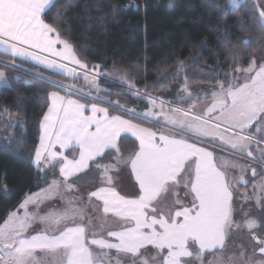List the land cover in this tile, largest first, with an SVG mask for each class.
<instances>
[{
	"label": "snow or ice",
	"instance_id": "1",
	"mask_svg": "<svg viewBox=\"0 0 264 264\" xmlns=\"http://www.w3.org/2000/svg\"><path fill=\"white\" fill-rule=\"evenodd\" d=\"M243 2L226 0L225 5H220L214 0H169L166 7L170 11L180 10L176 23H198L205 16L211 18L221 13L227 5L239 7ZM53 4L54 0H0V53L14 58L11 63L0 61V65L17 70L15 58H30L66 79L78 80L83 75L86 84L99 93L102 89L97 76L102 75L98 71L102 65L92 64L89 69L87 59H81L76 46L62 38L68 31L67 13L79 5L76 0H66L52 21L47 22L45 17ZM254 8L258 14H253L252 25L260 29L257 44L264 47V2L256 0ZM83 10L88 13L90 23L103 24L109 17L116 18L119 5L94 0L92 4L86 3ZM92 11L100 14L93 16ZM197 12L198 16L192 15ZM244 23L238 20L239 25ZM229 27L224 20L215 27L222 33L219 39L230 46L232 61L224 80L218 81L217 90L212 91L211 100L200 101L197 97L187 109L169 107L170 115L164 114L163 109L172 101L161 100L157 105L159 97L147 92L155 84L138 89L126 71L120 76L121 82L127 83L133 96L148 100V110L138 112L118 100L96 95L93 97L96 102L90 105L91 115H85L88 106L71 99L77 91L75 84L36 73L37 78L58 90L48 93L51 102L40 120L34 162L41 172L59 164L62 181L53 180L39 193L26 194L17 206L23 209V215L19 211L10 212L0 223V264H123L128 258L132 264H204L206 252L221 253L208 264H223L222 253L233 234L244 230L254 241L241 248L245 264H264V236L257 232L264 228V182L259 194L255 184L252 194L238 193L241 185L247 187L249 169L253 177L259 175L255 165L264 172V147H259L264 144V57L257 59L255 49L238 54L237 45L228 39ZM237 40L250 44V31ZM201 44L206 45V41ZM248 55L253 56L248 66H239L241 57ZM184 63L177 61V67H183ZM113 71L120 70L114 65ZM218 75L215 72L209 79ZM0 86L11 87L2 68ZM182 92L178 102L193 98L187 78ZM22 99L18 93L17 103ZM101 103L121 114L110 115L109 108L101 107ZM158 107L160 113L155 111ZM160 114H164L174 131L157 132L135 122L149 123ZM9 115L13 125L23 126L19 112ZM129 134L138 141V147L125 155L119 142ZM197 141L210 144L211 150ZM56 145L60 151L54 150ZM69 148H78V157L66 156L64 150ZM217 149L229 155H218ZM108 150H115L116 154L106 163H96ZM236 157L251 163H241ZM126 171L128 178L134 180L130 196L121 195L116 187L124 182ZM235 172L239 175H233ZM97 173L99 180L95 181ZM81 178H85L84 183L93 180L89 186L95 188L87 192L86 206L94 212L102 206L103 219L98 231L92 230L93 218L77 207L83 201L82 196L66 200L63 210L53 208L40 214L41 205L60 192L61 183L66 193L80 192L70 181ZM238 200L239 209L235 207ZM252 200L260 210L259 216L244 207ZM30 205L35 211H29ZM238 214L241 221L236 219ZM109 215L117 218L118 230L107 226ZM37 223L44 227L37 231ZM149 246L156 250L151 256L145 255ZM249 247L253 249L251 255L247 252ZM113 250L115 256L111 255Z\"/></svg>",
	"mask_w": 264,
	"mask_h": 264
},
{
	"label": "trees",
	"instance_id": "2",
	"mask_svg": "<svg viewBox=\"0 0 264 264\" xmlns=\"http://www.w3.org/2000/svg\"><path fill=\"white\" fill-rule=\"evenodd\" d=\"M94 0H76L78 7L67 13L69 19L65 27L68 29L62 36L73 43L80 52L81 59H87L89 67L92 64H101V71L107 73L100 79L103 84L102 96L109 97L113 101H120L127 107H135L136 110L147 108L142 98H137L126 90L121 83L120 76L125 71L129 77L134 78L135 87L143 89L146 84L155 87L147 88V92L154 96L176 98L180 95L179 86L181 81L187 78L188 86L198 91L200 86L205 84H216L224 80L225 73L229 72L232 53L228 50L229 45L225 44L219 37L222 33L215 30L221 20H224L230 27L228 39L232 44L237 45L239 53L251 52L255 49L257 59L264 57V47L257 44L260 37V29L252 25L256 0H244L241 6L227 5L221 13L205 18L198 23H176L179 9L169 10L166 6L169 0H104V3L119 5L116 18L109 17L103 24L90 23L87 19L88 13L83 6L92 4ZM215 3L225 5L226 0H214ZM264 2V0H260ZM66 0H54V4L45 17L51 22L56 16L57 9L61 8ZM128 5L127 7H124ZM107 10V9H105ZM93 16L99 15L95 11L90 13ZM200 13H193L198 16ZM238 20L245 23L241 26ZM250 31L252 42L244 45L239 43L238 37L245 36ZM206 41V45L201 42ZM1 55V54H0ZM253 59L252 55L246 58L241 57L239 66H247ZM185 61L183 67H177V61ZM227 60L226 63H220ZM19 62V61H18ZM29 68L33 73H40L45 77L55 80L71 82L82 91H94L78 79H66L53 71L33 66L27 62H19ZM120 71L114 72L113 66ZM2 70L8 75L11 87H0V223L6 215L17 208L22 198L27 194L38 190L47 184L51 179L58 177V168H48L46 172L40 173L33 164L35 145L40 135V120L48 107V93L55 89L40 78L22 71L4 68ZM215 72H219L214 79ZM18 77L19 79H13ZM113 77L115 82H111ZM109 79V80H108ZM120 84H118V83ZM123 92L125 95H117ZM23 99L17 103V94ZM65 93V92H62ZM209 94V93H208ZM72 96L85 103L94 102L89 97L73 93ZM110 114H121L119 111L109 107ZM188 106H186L187 108ZM138 108V109H137ZM7 109V111H5ZM20 113L23 119V126L13 125V137L6 141L4 129L8 126L12 116L9 114ZM141 124L155 127L152 122L137 120ZM130 135L124 136L119 144L123 153H128L138 147L137 141ZM22 142L23 146H20ZM264 145V144H263ZM264 147V146H262ZM77 148H70L66 155L72 157L77 155ZM115 154V150H108L103 159L96 163H105ZM255 177H264L258 165ZM95 167V164L92 165ZM249 169L248 177H253ZM99 173L94 180L97 181ZM83 179H73L70 182L78 186L87 187L93 183L82 182ZM243 187V186H242ZM259 216L260 210L254 212ZM258 234L264 235V228L257 229Z\"/></svg>",
	"mask_w": 264,
	"mask_h": 264
},
{
	"label": "rangeland",
	"instance_id": "3",
	"mask_svg": "<svg viewBox=\"0 0 264 264\" xmlns=\"http://www.w3.org/2000/svg\"><path fill=\"white\" fill-rule=\"evenodd\" d=\"M0 54H1L0 55V61H8L9 63H11L13 61V58H11V56H9L8 54H6V55L3 54V53H0ZM15 64L18 66L17 68L20 69L19 71L23 70V71H25V73L32 72L29 68H27L23 64L19 63L17 60H15ZM247 66H245V68ZM89 69H91V67H89ZM16 71H18V69ZM98 71H99V73L104 74V72L101 71V67L98 69ZM41 76H43V75H41ZM109 78H111V77H109ZM79 80L81 81V83L86 84V82L84 81L83 75L80 76ZM110 81L111 82L112 81L115 82L114 79H113V77L110 79ZM65 83H67V82H65ZM184 83H185V81H181V85L179 86V90L181 91L180 92V95L183 94L182 87H183ZM67 84H72V83L71 82L70 83L68 82ZM118 84H120V83H118ZM86 85H88V84H86ZM98 85H99L100 89H103V84L101 83L100 80H98ZM88 86L94 91L93 93H96L95 95L89 96V95H87L88 92H86V91H83V92L81 91L80 92L77 87H76L77 88V91L74 92V93L80 94V95L85 96V97H89L91 99H93V97H95L96 95L102 96L101 91L99 93H97L95 91V88L93 86H90V85H88ZM122 86L125 87L126 90H128V85H127L126 82H124V84ZM188 88L193 93V98L192 99H189V100H187L186 102H183V103L178 102V100H177V98L180 95L179 96H176V98H169L168 100L169 101H172V103H171L170 106L167 105V104L165 105V108L163 109V113L164 114H169V115L171 114L169 112V107H172V108H181V109H185L186 106L189 107V105H191V104L194 103V101L196 100L197 97H199L200 101H205V100L210 101L211 100L212 91L217 90V83L216 84H212V85H209V84L208 85L207 84L202 85V86H200V88H199L198 91H195L190 86H188ZM156 97H159V96H156ZM140 98H142L143 99V102H145L147 104V108L146 109H142V110H137V111L138 112H144V111H146V110L149 109L150 105H149L147 99H145L143 97H140ZM161 100L167 102V100L164 99L163 97H159V99H157V101H156L157 105L160 104V101ZM104 104L105 105H108L107 103H104ZM155 111L157 113H160L161 112V109L158 107V108L155 109ZM164 114H160L159 116H157L155 118V121L152 122L157 128L159 127L162 131L165 130V129H163V123H166V121L164 119ZM11 120L12 119H10V122H9L8 126L3 130L4 131L3 133H4L5 138L7 137V134H9L10 132L12 133L13 124L11 123ZM167 131H169V130H167ZM253 131H255V129H253ZM262 146H264V145L263 144L262 145H259V147H262ZM254 149H255V146H254ZM217 151H218V155H229V153H227V152H221L219 149H217ZM236 158L237 159H240L241 160V163H251L250 160H244L241 157H236ZM233 175L238 176L239 175V172H235V173H233ZM251 175H252V173H251ZM126 178H128L127 171L125 172V180H126ZM246 179L248 180L247 187H244L243 185H241L238 188V193L247 192L249 194H252V192H253V185L255 184L257 186V194H259V188H260V185L262 184V182H264V177H255V178H252L251 177L250 178L246 174ZM61 188H62V185H61ZM61 195H62V189H60V192H59V195H58L59 198H61ZM66 199L68 200V197H66ZM64 206H66V204ZM240 206H241V202L238 200L236 202V204H235V207L237 209H239ZM244 207H245V209L251 208L253 214H254V212H256L259 209L257 207V205H256L255 200H252L248 204H245ZM236 219H237V221H241V215L238 214L236 216ZM261 236H264V235H261ZM252 243H254V241L251 240L250 233L247 230H244V231H241V232H235L233 234L232 240L230 241L228 247L222 253L223 264H245V258H242L241 257V248H242V246H247V245H250ZM252 251H253L252 248H250V247L247 248L248 255H251ZM220 255H221V253H219V252H217V253L206 252L205 253V257H204V264H208V261H213L214 260V257L220 256ZM260 258L261 257L257 253L256 259L259 260ZM190 264H191V262H190ZM197 264H199V262H197Z\"/></svg>",
	"mask_w": 264,
	"mask_h": 264
},
{
	"label": "crops",
	"instance_id": "4",
	"mask_svg": "<svg viewBox=\"0 0 264 264\" xmlns=\"http://www.w3.org/2000/svg\"><path fill=\"white\" fill-rule=\"evenodd\" d=\"M59 47V46H58ZM30 51H35V50H32V49H29ZM4 54V53H3ZM6 55V54H5ZM9 56H11L10 54H8ZM11 58H13L12 56H11ZM14 59V58H13ZM15 60H17V61H19V62H27V63H29V64H31V65H33V66H36V67H40V68H43V69H46L44 66H42V65H38L37 64V62L36 61H33V60H31L30 58H21V57H18V58H15ZM46 70H48V69H46ZM4 71V70H3ZM51 71V70H50ZM54 72V71H53ZM7 75V74H6ZM8 76V75H7ZM10 80V79H9ZM0 87H3V86H0ZM78 90L81 92L82 90L80 89V88H78ZM52 91H56V90H52ZM83 92V91H82ZM61 95H66V93H62L61 92ZM91 96H93V94L91 95ZM71 99H74V100H77V101H79L81 104H85V105H87L88 106V108L85 110V115H91V111H90V105L93 103V102H91V103H85V102H83V101H81L80 99H78V98H76V97H74V96H72L71 95ZM51 101L49 100V98H48V104L50 103ZM94 102H96V101H94ZM100 106L101 107H106V105L104 104V103H101L100 104ZM188 108V107H187ZM187 108H185V109H187ZM110 115H118V114H110ZM153 121H155V119L154 120H152V122ZM136 122V121H135ZM136 123H139V122H136ZM144 127H149V128H152L154 131H157V132H160V131H162L159 127L157 128L156 126L155 127H150V126H147V125H144V124H142ZM163 129H165L163 132H165V133H169V131L170 132H172V131H174L173 130V128L169 125V124H167V123H163ZM93 130H94V128H93ZM167 130H169V131H167ZM130 135V134H129ZM11 136V137H10ZM40 136V135H39ZM131 136V135H130ZM12 137H13V134L10 132L9 134H7V137H6V141L8 142V141H10L11 139H12ZM132 137V136H131ZM132 138H134V137H132ZM135 139V138H134ZM38 142H39V140H38ZM137 143H138V141H137ZM197 143H201L200 141H197ZM201 146H208L209 147V150H211V145L209 144V145H205L204 143H201ZM70 149V148H69ZM69 149H65L64 150V154L66 153V151L67 150H69ZM78 149V148H77ZM54 150H56V151H60L61 149H60V146L59 145H56L55 146V149ZM116 154V153H115ZM114 154V155H115ZM125 155H127V153H124ZM217 154H218V151H217ZM66 155V154H65ZM78 155H79V149H78V152H77V157H78ZM67 156V155H66ZM69 157V156H68ZM70 159L72 158V157H69ZM33 164L35 165V167L37 168V166H36V164H35V152H34V155H33ZM108 162V161H107ZM106 163V162H105ZM57 166V168H58V173H59V164H57L56 165ZM50 168V167H49ZM38 169V168H37ZM48 169V168H47ZM46 169V170H47ZM40 173H42L41 171H39ZM61 180L62 181V178L60 177V173H59V175H58V177H56V178H54V179H51L47 184H45L44 186H42V187H40L38 190H36V191H34V192H31V193H27V194H33V193H39L40 191H41V189H45V188H47L48 187V184H50L53 180ZM98 180H99V178H98ZM97 180V181H98ZM74 184V183H73ZM133 184H134V180H131V179H129V178H126V180L122 183V184H117L116 185V187H117V190L120 192V194L121 195H132V193H133ZM61 185H62V194H63V196H64V199H61V198H59V192L55 195V196H53V198L51 199V200H49V201H46L43 205H41V211H40V214L41 215H43V214H45V213H47L50 209H57V210H63L66 206H64L65 204H66V197H68V200L69 199H72V197L73 196H77V197H79V196H82L83 197V201L82 202H79L78 204H77V207H79V208H82V209H84V211H85V213H86V215H88V216H91L92 218H93V221H94V227H93V231H98L99 230V227H100V224H101V221H102V219H103V216H102V206H101V208L100 209H97L95 212L93 211V209L90 207V206H86L87 205V192L88 191H92V190H95V188L94 187H90V186H87V187H82V186H78L80 189H81V191L80 192H71V193H66V192H64V188H63V183H61ZM76 185V184H75ZM96 186H99L98 184L96 185ZM138 190V189H137ZM183 191H180V193H179V195L180 196H183ZM25 197V196H24ZM23 197V198H24ZM22 198V199H23ZM190 199V198H189ZM22 201V200H21ZM21 203V202H20ZM19 203V204H20ZM13 211H19V213L21 214V215H23V209H18V208H16V209H14V210H12V211H10V212H13ZM29 211H35V209H34V207L33 206H29ZM9 212V213H10ZM8 213V214H9ZM7 214V215H8ZM7 215H6V217H7ZM5 217V218H6ZM4 221V220H3ZM3 221H2V223H3ZM117 218H115L114 216H111V215H109V217H108V221H107V226H112V230H118V228L116 227V225H117ZM35 227H36V230L38 231L40 228H42V227H44L43 225H41V224H39V223H37L36 225H35ZM105 235H106V232L104 233ZM93 248L95 249V246H93ZM95 250H97L98 251V249H95ZM155 249H151V246H149V251L147 252V253H145V255H148V256H151V255H153L154 253H155ZM111 255H113V256H115L116 255V253H115V251L113 250L112 251V253H111ZM207 256V255H206ZM123 264H132V260L130 259V258H128V259H126V260H124L123 261Z\"/></svg>",
	"mask_w": 264,
	"mask_h": 264
},
{
	"label": "built area",
	"instance_id": "5",
	"mask_svg": "<svg viewBox=\"0 0 264 264\" xmlns=\"http://www.w3.org/2000/svg\"><path fill=\"white\" fill-rule=\"evenodd\" d=\"M17 69H18V71L20 70L19 68H17ZM21 71H23V70H21ZM23 72H25V71H23ZM29 74L36 76V73H33V72H29ZM100 79H103L102 75L97 76V80H100Z\"/></svg>",
	"mask_w": 264,
	"mask_h": 264
}]
</instances>
